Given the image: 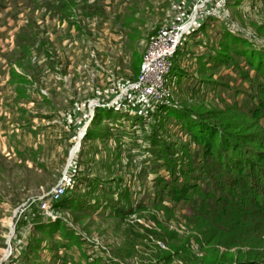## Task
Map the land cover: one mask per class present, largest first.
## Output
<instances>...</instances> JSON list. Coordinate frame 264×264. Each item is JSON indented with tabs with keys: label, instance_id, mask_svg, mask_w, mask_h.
<instances>
[{
	"label": "rangeland",
	"instance_id": "374dc122",
	"mask_svg": "<svg viewBox=\"0 0 264 264\" xmlns=\"http://www.w3.org/2000/svg\"><path fill=\"white\" fill-rule=\"evenodd\" d=\"M196 9L167 97L131 105L151 45ZM263 49L264 0H0V264H149L168 252L152 232L191 236L173 191L220 194L192 130L264 137V79L239 55Z\"/></svg>",
	"mask_w": 264,
	"mask_h": 264
},
{
	"label": "trees",
	"instance_id": "16d2710c",
	"mask_svg": "<svg viewBox=\"0 0 264 264\" xmlns=\"http://www.w3.org/2000/svg\"><path fill=\"white\" fill-rule=\"evenodd\" d=\"M262 52L239 55L264 79ZM207 125L195 126L192 132L205 141V158L210 159L206 172L214 175L217 183L210 185L220 194L212 189L204 193L196 185L188 197L185 189L174 190L192 205L184 218L191 236H179L167 227L160 234L152 232L168 252L157 250L155 263L149 264H264V137L235 133L231 125Z\"/></svg>",
	"mask_w": 264,
	"mask_h": 264
},
{
	"label": "built area",
	"instance_id": "2783aa9c",
	"mask_svg": "<svg viewBox=\"0 0 264 264\" xmlns=\"http://www.w3.org/2000/svg\"><path fill=\"white\" fill-rule=\"evenodd\" d=\"M196 12L187 24L169 28L160 35L146 53L137 81L124 91L131 105H138L145 111L160 104L167 97V78L171 72L172 59L182 44L185 35L197 27ZM166 32V33H165ZM68 187L58 185L49 195V202H44L42 209L49 212L53 203H58L66 196ZM51 216V214L49 215Z\"/></svg>",
	"mask_w": 264,
	"mask_h": 264
}]
</instances>
